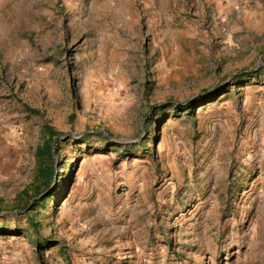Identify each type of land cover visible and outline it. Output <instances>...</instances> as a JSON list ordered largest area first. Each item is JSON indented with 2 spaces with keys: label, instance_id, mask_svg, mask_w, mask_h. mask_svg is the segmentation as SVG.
<instances>
[{
  "label": "rangeland",
  "instance_id": "obj_1",
  "mask_svg": "<svg viewBox=\"0 0 264 264\" xmlns=\"http://www.w3.org/2000/svg\"><path fill=\"white\" fill-rule=\"evenodd\" d=\"M42 123L49 197L5 214L0 264H264V0H0L7 205Z\"/></svg>",
  "mask_w": 264,
  "mask_h": 264
},
{
  "label": "trees",
  "instance_id": "obj_2",
  "mask_svg": "<svg viewBox=\"0 0 264 264\" xmlns=\"http://www.w3.org/2000/svg\"><path fill=\"white\" fill-rule=\"evenodd\" d=\"M146 69V65L144 66ZM147 72V69L145 70ZM256 70H253L252 73H256ZM240 76H246V77H253V74L245 72L241 73ZM223 86V85H222ZM221 86V87H222ZM217 89H214L212 91V94H214ZM171 107L173 110L176 108H179L180 110H187L185 109V106H182L181 104L177 106H168V108ZM24 108L31 112V114H38V110L28 107L27 105H24ZM151 114V113H150ZM72 116H69V119H71ZM39 143L35 146L34 153H33V168L30 175V180L27 183V185L20 190L15 199L13 200V204L10 205L5 204L2 199L0 198V231H3L4 228L2 227V221L6 217L5 214L12 210L21 211L25 209L26 210H35L36 207L44 201L46 198L49 197L46 195H41L40 197L35 198L36 196L42 194L45 189L48 188L50 185V182L53 177L54 168H53V156L54 154H57L59 151V144L60 140H58V136L61 134L58 130H56L53 126H51L48 123H42L39 126ZM96 136L100 137L102 142L106 144V146L109 147H118L121 149V151H124L126 155H136L135 149L136 144H131L128 148H125L124 144H115L114 142L108 140L106 137H103L101 133H93V134H84L82 138H79V143H84L88 136ZM55 140V143H53ZM68 141V140H67ZM65 142V141H64ZM127 146V145H126ZM121 154L123 152H120ZM4 212V213H1ZM28 224H30V227L32 228L33 233L35 234L37 228H39V223L35 222V216L31 215L28 216ZM43 242L47 243L46 245L49 246L50 244L57 245L58 242H55L54 240L50 239H43ZM35 246L38 248V246L41 245V242L35 238L34 240ZM36 257L40 259L39 254L36 253Z\"/></svg>",
  "mask_w": 264,
  "mask_h": 264
},
{
  "label": "water",
  "instance_id": "obj_3",
  "mask_svg": "<svg viewBox=\"0 0 264 264\" xmlns=\"http://www.w3.org/2000/svg\"><path fill=\"white\" fill-rule=\"evenodd\" d=\"M261 59V58H260ZM58 137H60L61 138V136H58ZM53 143H55V140H54V142ZM42 194H40V195H38V196H36L35 198H37V197H40Z\"/></svg>",
  "mask_w": 264,
  "mask_h": 264
},
{
  "label": "built area",
  "instance_id": "obj_4",
  "mask_svg": "<svg viewBox=\"0 0 264 264\" xmlns=\"http://www.w3.org/2000/svg\"><path fill=\"white\" fill-rule=\"evenodd\" d=\"M120 189H123L122 187Z\"/></svg>",
  "mask_w": 264,
  "mask_h": 264
}]
</instances>
